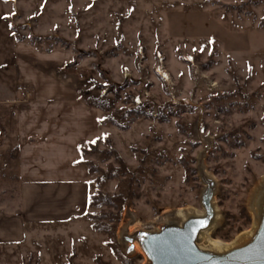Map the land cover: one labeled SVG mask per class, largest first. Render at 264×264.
Returning a JSON list of instances; mask_svg holds the SVG:
<instances>
[{
	"label": "rangeland",
	"instance_id": "obj_1",
	"mask_svg": "<svg viewBox=\"0 0 264 264\" xmlns=\"http://www.w3.org/2000/svg\"><path fill=\"white\" fill-rule=\"evenodd\" d=\"M15 1L0 0V7L8 11ZM29 3L26 14L13 9L0 22V60L10 58L15 41L33 48L17 55L28 64L29 85L15 82L13 61L0 65V142L14 147L1 126L14 125L15 104L27 97V87L44 85L51 103L66 108L74 78L78 97L98 107L108 128V142L101 138L97 148L114 149L128 168L126 175H108L118 168L113 158L87 153L91 194L125 202L115 211L88 210L120 214L118 223L100 221L104 231L84 215L28 225L18 239L16 222L0 217V264H145L139 251L124 255L120 233L181 212L201 214L204 186L196 169L202 153L217 184L218 220L201 245H230L248 232L264 187V0H56L44 16L26 20L41 7L40 0ZM7 152L0 154L6 159L0 160V204L14 216L19 183Z\"/></svg>",
	"mask_w": 264,
	"mask_h": 264
},
{
	"label": "crops",
	"instance_id": "obj_2",
	"mask_svg": "<svg viewBox=\"0 0 264 264\" xmlns=\"http://www.w3.org/2000/svg\"><path fill=\"white\" fill-rule=\"evenodd\" d=\"M31 1L33 4L37 2ZM39 4L42 8H33L34 12L24 19H31L29 15L44 16L48 11L46 5L57 3L56 0H40ZM2 7L0 22L9 14L12 18L15 10L19 14H26L31 4L29 0H16L8 11L2 10ZM15 42L17 44L15 49L12 48L14 51L12 50L10 58L2 56L0 65L9 60L13 61L10 66L13 79L18 84L29 85L25 74L28 64L17 55L19 52L21 55L32 52V44L28 41ZM75 82L73 78L68 84L73 95L70 105L66 108L59 101L54 100L55 103L59 102L58 104L51 103L50 91L44 85H39L36 91L27 87V97L21 98L15 104L14 125H6L5 128L1 126L2 132L5 130L4 132L11 134L15 139L13 148L8 147V141L2 144L0 142V154L13 152L10 160H16L20 199L19 205L13 211L15 218L2 204L0 217L16 222L20 233L18 239L26 235L24 228L28 225L32 227L37 224H62L88 213L87 200L93 192L91 175L86 165L77 162L80 160L78 148L99 141L108 128H104L105 125L100 122L98 107L78 97ZM0 160L6 159L0 157ZM3 210L6 213H3ZM21 214L22 219L18 217ZM8 236L6 235L4 242H9Z\"/></svg>",
	"mask_w": 264,
	"mask_h": 264
},
{
	"label": "water",
	"instance_id": "obj_3",
	"mask_svg": "<svg viewBox=\"0 0 264 264\" xmlns=\"http://www.w3.org/2000/svg\"><path fill=\"white\" fill-rule=\"evenodd\" d=\"M203 156L204 153L198 156L196 169L204 186L200 195L202 213L187 214L180 220H163L155 227L131 233L123 230L118 238L126 257L134 254L137 243L145 264H264V187L255 198L256 227L247 239L221 251L200 248L202 234L214 225L217 213L214 204L217 184L204 170Z\"/></svg>",
	"mask_w": 264,
	"mask_h": 264
},
{
	"label": "trees",
	"instance_id": "obj_4",
	"mask_svg": "<svg viewBox=\"0 0 264 264\" xmlns=\"http://www.w3.org/2000/svg\"><path fill=\"white\" fill-rule=\"evenodd\" d=\"M259 25H260V27L264 28V20H262ZM212 56L213 55H210V57H212ZM211 61L212 60H209L208 65L211 63ZM208 65H203V66L207 69V67H209ZM131 114H134V113L131 112ZM121 119L124 120L125 117L122 116ZM114 126H117V125H114ZM118 127H120V126H118ZM102 139H104L105 142H108V139L105 138V136H103ZM97 143H98V141L90 142V143H87V144L81 146L80 148H78L80 160L77 162L86 165L88 167L89 172H90L89 174H91L94 171L93 164H91V162L84 161L83 158L87 153L100 154L102 156L113 158L112 161H115V163L117 164L118 168H116V169H114L112 167L109 168L108 175L114 174V173L120 174V175L128 174L127 173L128 168L126 167V165L122 161L123 159L119 156V153L112 148H109L108 150H104V149L99 150L97 148ZM87 201H88L87 202L88 209L99 207V206H109V207L113 208L114 211L119 210L125 202L122 196L104 195L100 192H94L93 194H91ZM86 216L92 222V225H91L92 228L97 230V231H104L107 229L106 228L107 226H104L103 223H100V221L110 220L112 223H118L120 221V214L119 213H112V212L111 213L110 212L92 213V212H89V214L86 213Z\"/></svg>",
	"mask_w": 264,
	"mask_h": 264
},
{
	"label": "bare ground",
	"instance_id": "obj_5",
	"mask_svg": "<svg viewBox=\"0 0 264 264\" xmlns=\"http://www.w3.org/2000/svg\"><path fill=\"white\" fill-rule=\"evenodd\" d=\"M264 181V180H263ZM262 182V181H261ZM261 184H264V183H261ZM260 185V184H259ZM256 190V189H255ZM254 207V206H253ZM217 212V211H216ZM186 216V215H185ZM185 216H183L182 215V212H181V214L179 213V214H177L176 216H174V218L173 219H184L185 218ZM254 219H255V207H254ZM254 219H252L253 220V224H252V227H251V229L248 231V232H245L244 234H242V235H240V236H238L235 240H234V242H232L230 245H226V246H223L222 244H220L219 242H216V241H212V240H209V246H207V247H203L202 245H200V248H203V249H208V250H215V251H221V250H224V249H227V248H229V247H233L234 245H237V244H239L241 241H243V240H245V239H247L251 234H252V232L254 231V229H255V227H256V222H255V220ZM164 220V219H163ZM166 220V219H165ZM217 220H218V214L216 213V220H214L215 221V223H214V225L208 230V231H206L204 234H202V240L205 238V237H207V234L210 232V231H212L214 228H215V226H216V224H217ZM162 221V220H161ZM209 236V235H208ZM140 248H139V246L137 245V243H135V251H139L140 253L139 254H142V252H141V250H139Z\"/></svg>",
	"mask_w": 264,
	"mask_h": 264
},
{
	"label": "built area",
	"instance_id": "obj_6",
	"mask_svg": "<svg viewBox=\"0 0 264 264\" xmlns=\"http://www.w3.org/2000/svg\"><path fill=\"white\" fill-rule=\"evenodd\" d=\"M167 79H168L167 81H169V82L171 83V81H170V77H169V76H167Z\"/></svg>",
	"mask_w": 264,
	"mask_h": 264
}]
</instances>
